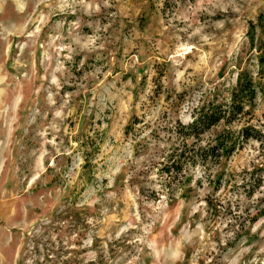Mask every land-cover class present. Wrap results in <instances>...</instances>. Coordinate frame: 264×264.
<instances>
[{
    "label": "rangeland",
    "instance_id": "rangeland-1",
    "mask_svg": "<svg viewBox=\"0 0 264 264\" xmlns=\"http://www.w3.org/2000/svg\"><path fill=\"white\" fill-rule=\"evenodd\" d=\"M261 47L264 0H0V264H264V141L160 173Z\"/></svg>",
    "mask_w": 264,
    "mask_h": 264
},
{
    "label": "trees",
    "instance_id": "trees-1",
    "mask_svg": "<svg viewBox=\"0 0 264 264\" xmlns=\"http://www.w3.org/2000/svg\"><path fill=\"white\" fill-rule=\"evenodd\" d=\"M260 52L258 74L263 78V82L264 47L260 48ZM261 92H264V82H257L251 76L245 75L239 86L232 90L229 99L205 103L194 109L190 122H176L172 133L182 142V147L178 146L172 150L167 157V162L160 170V173L164 175L162 184L167 194L174 198L175 191L183 189L185 182L192 176L193 168H199L211 184L213 170L222 159L232 156L249 140L264 141V133L255 127L228 129L230 125L250 115L249 108L256 105ZM220 125L227 128L212 134L204 144L199 143ZM188 140L192 142L189 144ZM262 182L263 180L260 179L254 184L260 186Z\"/></svg>",
    "mask_w": 264,
    "mask_h": 264
}]
</instances>
